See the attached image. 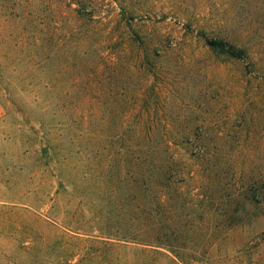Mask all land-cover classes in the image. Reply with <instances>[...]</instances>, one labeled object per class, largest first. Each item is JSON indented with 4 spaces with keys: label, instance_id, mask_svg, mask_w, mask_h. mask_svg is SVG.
<instances>
[{
    "label": "rangeland",
    "instance_id": "374dc122",
    "mask_svg": "<svg viewBox=\"0 0 264 264\" xmlns=\"http://www.w3.org/2000/svg\"><path fill=\"white\" fill-rule=\"evenodd\" d=\"M148 145L171 165L163 238L190 264H264V0H0V264L25 228H80L68 264L106 243L90 264H181L114 240L146 234Z\"/></svg>",
    "mask_w": 264,
    "mask_h": 264
},
{
    "label": "trees",
    "instance_id": "16d2710c",
    "mask_svg": "<svg viewBox=\"0 0 264 264\" xmlns=\"http://www.w3.org/2000/svg\"><path fill=\"white\" fill-rule=\"evenodd\" d=\"M204 41L206 45L213 49L219 50L229 57L234 59H243L247 56V52L234 47L224 40L219 39H210L204 37ZM137 152L141 150L140 146H137ZM162 150L158 145H148L147 150V159L134 157V173L135 177L134 183L138 186V188L143 191H146L150 197L149 203L147 204V208L145 206L141 207L140 205L134 210V215L141 217V214L145 213L144 217L147 220L146 227L144 229H138L137 234L142 235L144 232L146 233L142 238H128L125 234L115 235L117 238L103 237L106 240H116L122 241L123 238L130 239V241L137 245H142L145 247H153L160 249H167V251L174 257V259L181 264H190L199 259V254L194 253V249L190 250L186 254L182 252L183 248L180 244H178L176 239L172 241L168 240L166 237L163 238L162 230L166 228V222L164 218V198H162L161 189L165 187V184L171 181L172 174H170L171 165L169 159H163L161 156ZM160 153V156H159ZM145 168L146 171L144 174L140 173L138 169ZM138 168V169H137ZM166 181V182H165ZM169 184V183H168ZM170 185V184H169ZM151 195V196H150ZM7 210V211H6ZM176 209H174L173 214ZM6 212V213H5ZM18 210L14 208H4L3 213H5L9 217H13L16 215ZM176 217L174 220H171L172 225H176ZM48 226L55 228L50 222H46ZM238 224L230 223L228 227L235 228ZM239 226V225H238ZM177 230L176 228H172V232ZM80 228H75V235L73 237L68 236V233L64 231H60L58 236L54 238V240H45V238H37V236L30 230L25 228L24 232H21V236L15 240L16 244L13 246L8 244H4L6 249H10L7 258L2 260L1 264H68L70 260L75 257V254L64 256L63 249L66 246V242L69 240H75V242H82L83 240L79 239L78 234ZM83 231V230H82ZM119 230L117 231V233ZM78 235V236H77ZM172 235V233H170ZM118 238H120L118 240ZM132 239V240H131ZM168 241L170 244H168ZM111 243V242H108ZM113 244H107L103 248V250L99 251L92 246L87 247L84 250V253L81 257L75 262V264H90L89 254L91 252L97 254L101 259L106 260V254L108 251L112 252L111 246ZM2 247V245H0ZM56 254V255H54ZM75 255V256H74Z\"/></svg>",
    "mask_w": 264,
    "mask_h": 264
}]
</instances>
